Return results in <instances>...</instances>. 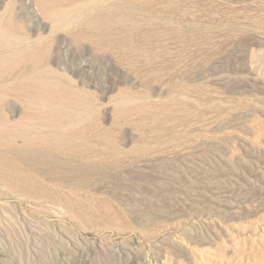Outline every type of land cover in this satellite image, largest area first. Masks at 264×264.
Returning <instances> with one entry per match:
<instances>
[{"label":"rangeland","instance_id":"rangeland-1","mask_svg":"<svg viewBox=\"0 0 264 264\" xmlns=\"http://www.w3.org/2000/svg\"><path fill=\"white\" fill-rule=\"evenodd\" d=\"M45 1L0 0V62L46 48L0 70V264H264V0ZM29 80L98 110L53 169L9 154L64 130L23 117Z\"/></svg>","mask_w":264,"mask_h":264},{"label":"bare ground","instance_id":"bare-ground-1","mask_svg":"<svg viewBox=\"0 0 264 264\" xmlns=\"http://www.w3.org/2000/svg\"><path fill=\"white\" fill-rule=\"evenodd\" d=\"M136 1L138 2V0ZM140 1L143 2L147 7L153 6L156 3L155 0ZM25 4L26 6H23V9H25L24 13L26 15V18L31 17V14H36V11H45L48 6V3L45 0H25ZM111 21L107 19L106 21L102 22L91 21L90 27H92L94 30L96 29L100 30V32L102 31L101 34L106 37L109 34V28L112 26ZM45 50L46 48H37L28 53H24L21 56H16L13 58L7 57V60H2L0 62V70L2 71L3 69H5V66L7 65L24 62L25 60H28L30 58H34L37 60L39 58V55H43ZM4 62H8L7 65L4 66ZM12 89L24 90L25 96L30 100V104L27 107H32L30 109L34 110L33 112H25L23 117H33L39 120H50L55 126L64 127L62 135L59 136L61 138L49 139L54 135H37L33 138L26 139L21 146H17L14 143H11L9 147V154L12 156L15 162H17L21 166H25L33 170H39V168L43 169L44 167L53 169L56 167L55 163L52 162V155L54 153L64 151L72 152L78 150L85 151L86 149H88V145L84 142H75L70 139L63 138L66 136H79L82 133V130L69 128L71 123L74 121H78L79 124H81L83 120L88 119L89 122L87 123V125L89 127L93 124H99L97 122L99 120L98 110L97 108L90 106L88 97L83 92H78V90L76 91V89L70 90L66 88H52L50 87V85L31 80L20 84H12ZM34 92H37V95L34 94L33 96H31V94ZM71 104L81 105L83 108V112H86L87 115L81 112L76 113L75 111L69 110V106ZM119 111H121V109ZM122 111L128 113L130 112V109ZM4 120V111L3 109H0V124L2 125L0 126L4 130H9V127L5 124ZM19 122L20 121L16 123L18 124ZM34 147H36V149L38 150H34ZM24 179L29 182L25 177ZM29 183H31L32 185L23 186L21 184H18L17 187L25 194H37L41 192L42 188L36 181ZM70 205H73V207H77V205L73 202H70ZM78 210H81L80 212H83V209H79V207ZM82 219H85L88 222L92 221L89 213H86V216L84 215V218Z\"/></svg>","mask_w":264,"mask_h":264}]
</instances>
